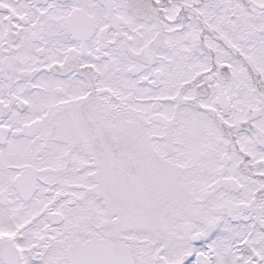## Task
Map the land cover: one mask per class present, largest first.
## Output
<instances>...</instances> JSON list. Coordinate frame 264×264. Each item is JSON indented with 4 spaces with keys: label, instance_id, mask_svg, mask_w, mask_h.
Here are the masks:
<instances>
[{
    "label": "flooded vegetation",
    "instance_id": "flooded-vegetation-1",
    "mask_svg": "<svg viewBox=\"0 0 264 264\" xmlns=\"http://www.w3.org/2000/svg\"><path fill=\"white\" fill-rule=\"evenodd\" d=\"M0 264H264V0H0Z\"/></svg>",
    "mask_w": 264,
    "mask_h": 264
}]
</instances>
